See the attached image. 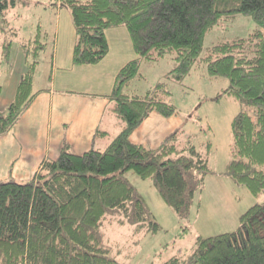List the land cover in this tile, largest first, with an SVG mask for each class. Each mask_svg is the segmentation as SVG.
<instances>
[{"label": "trees", "instance_id": "obj_1", "mask_svg": "<svg viewBox=\"0 0 264 264\" xmlns=\"http://www.w3.org/2000/svg\"><path fill=\"white\" fill-rule=\"evenodd\" d=\"M70 10L76 33L74 65H95L109 53L106 32L126 27L137 57L118 72L112 94L114 113L122 130L103 150L92 147L76 154L66 144L55 159L45 160L27 182L0 181V264H121L111 257L103 233L108 214L120 212V224L157 231L159 225L145 198L125 176L133 172L152 180L164 202L179 217L189 216L196 194L211 173L207 157L190 139L179 146L181 131L168 135L158 147L132 142L131 136L152 114L176 115L165 101L167 81L144 96L123 89L138 75L142 61L174 55L167 79L182 81L197 62L211 77H225L224 95L251 111L232 121L231 159L227 175L253 195L264 193V0H58ZM18 0H0V97L2 68L12 63L13 40L8 11ZM251 16L258 29L246 38L221 42L201 58L206 35L224 18ZM34 43V44H33ZM39 41L22 45L28 61L13 101L0 110V137L9 133L30 109L40 52ZM27 58V59H28ZM165 264H264V204L249 208L237 231L199 237L187 258Z\"/></svg>", "mask_w": 264, "mask_h": 264}, {"label": "rangeland", "instance_id": "obj_2", "mask_svg": "<svg viewBox=\"0 0 264 264\" xmlns=\"http://www.w3.org/2000/svg\"><path fill=\"white\" fill-rule=\"evenodd\" d=\"M8 20L12 29V63L2 68L0 107L4 110L8 107L16 82L20 80L19 73L26 71L28 61H32L23 52L25 42L37 40L45 44L38 59L34 93L51 88L54 83L56 89L83 91L80 73L72 68L61 69L62 55L65 50H70L69 47L72 53L76 43L69 9L59 6L58 0H18L16 7L8 11ZM257 29L258 25L251 16L237 14L224 18L206 35L201 58L212 46L246 38ZM107 34L111 51L105 64H112L128 52L133 53L131 60L137 57L126 27L110 29ZM173 57L167 55L158 61H142L138 75L123 89V93L144 96L158 83L167 81L170 94L165 101L177 109L175 116L181 131L179 146L190 139L197 151L207 157L211 173L206 176L202 190L196 194L189 216L184 218L164 202L152 180H143L131 171L126 173L125 176L145 198L159 229L150 232L130 224H120V212L108 214L102 228L105 243L111 250L110 256L121 264H165L176 256L185 259L193 252L199 237L237 231L241 216L252 206L264 204V193L253 195L246 187L235 184L226 173L233 142L232 121L240 112L251 109L234 97L224 95L230 86L229 79L209 76L202 62H197L182 81H170L167 75L175 67ZM88 79L91 85L97 87V82H104L108 87L110 76L101 74L96 80L90 74ZM112 113L110 108L106 119ZM96 149L105 147L97 146Z\"/></svg>", "mask_w": 264, "mask_h": 264}, {"label": "crops", "instance_id": "obj_3", "mask_svg": "<svg viewBox=\"0 0 264 264\" xmlns=\"http://www.w3.org/2000/svg\"><path fill=\"white\" fill-rule=\"evenodd\" d=\"M107 35L106 32L109 43ZM68 49L70 50H65L62 55L61 69L66 71L72 68L73 71L79 72L82 78L80 80L84 83L83 91L56 89L55 83L51 88L40 90L41 93L19 123L9 133L0 137V181L8 178L21 182L30 181L45 160L59 156L64 145L68 144L74 153L82 154L92 147L94 135L98 130L105 134L95 139V148L106 147L122 130L124 122H120L115 115L114 104L109 96L112 94L118 72L131 61L133 53L128 52L112 64H105V59L111 51L109 43V53L101 62L78 66L72 62V48ZM57 59L58 52L56 61ZM24 72L19 73L20 77ZM90 74L96 80L101 74L109 75L108 87L104 86V82H97V87L88 83ZM19 81L17 80L9 99L10 103L15 97ZM2 97L3 87L0 101ZM110 108L113 113L106 119ZM0 110L3 111L4 108L0 107ZM176 119V116L165 118L158 113H152L134 131L131 140L136 144L156 148L168 135L178 130Z\"/></svg>", "mask_w": 264, "mask_h": 264}]
</instances>
